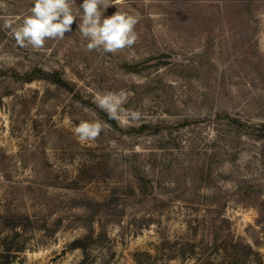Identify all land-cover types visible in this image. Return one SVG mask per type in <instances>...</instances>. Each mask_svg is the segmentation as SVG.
<instances>
[{"label": "rangeland", "instance_id": "obj_1", "mask_svg": "<svg viewBox=\"0 0 264 264\" xmlns=\"http://www.w3.org/2000/svg\"><path fill=\"white\" fill-rule=\"evenodd\" d=\"M75 2L72 30L33 50L2 27L33 0H0V263L15 252L10 264H84L78 236L86 264L196 263L182 241L213 242L228 216L264 264V9L246 27L229 0H113L104 16L135 15L139 39L111 54L85 50ZM36 66L69 83L27 79ZM120 90L142 114L130 125L95 103ZM225 112L252 133L223 123ZM81 120L104 122L97 140L74 135ZM139 174L153 192L139 194Z\"/></svg>", "mask_w": 264, "mask_h": 264}, {"label": "clouds", "instance_id": "obj_2", "mask_svg": "<svg viewBox=\"0 0 264 264\" xmlns=\"http://www.w3.org/2000/svg\"><path fill=\"white\" fill-rule=\"evenodd\" d=\"M75 0H33L30 14L16 23L13 17L3 18V29L9 30L21 48L31 47L40 50L47 40H63L65 33L70 32L71 25L78 17L73 12ZM115 5L113 0H83L78 10H83L79 17L78 31L87 52L102 51L115 54L125 48L132 47L139 39L136 32L138 19L135 15L117 7L111 16H104L108 7ZM129 94L124 91H108L97 93L95 103L109 119L121 125H130L141 119V112L127 109ZM104 130V122L100 120H81L73 132L80 142L97 140Z\"/></svg>", "mask_w": 264, "mask_h": 264}, {"label": "trees", "instance_id": "obj_3", "mask_svg": "<svg viewBox=\"0 0 264 264\" xmlns=\"http://www.w3.org/2000/svg\"><path fill=\"white\" fill-rule=\"evenodd\" d=\"M232 4L234 2L239 3L241 11L243 13V16H247L245 21L243 22V25L248 26H256L261 25L263 19L259 17L256 13H254V9L258 12L261 9H264V0H229ZM227 4V3H226ZM227 6V5H226ZM246 9L249 11L250 14H246ZM261 13V12H260ZM263 13V12H262ZM246 14V15H245ZM254 19V20H253ZM253 23V24H252ZM37 77H46L50 79L51 81L57 82L59 84H67L69 83L68 80L62 77V75L58 72V70L54 69L52 71L47 70L43 68L42 66H36L33 71H31L27 77V79L32 80ZM226 121L223 123L228 124L230 126H236L235 129H238L239 131H247L246 133H252L249 129L244 128L245 121L243 118H241L239 115L225 112ZM113 120V119H112ZM262 126H264V122H262ZM258 129H262L259 127ZM261 131V130H260ZM219 132V129H218ZM256 134V133H254ZM137 179V185L140 184L142 188V191L139 192V194L147 195L146 193H149L148 190H151L153 192L154 185L153 180L148 174H139ZM220 209L221 206H217V209ZM146 222L144 223H150L151 219H154V216L150 215ZM223 219L225 220V224L223 226L221 237L218 235L214 237L213 242L209 239H203L198 240L196 238H185L180 246L178 247L179 253L182 256L186 255H199L197 258L201 257V260H199L196 263L191 262L190 264H214L213 259L210 258V253L213 251H224V253L229 257L236 258L238 257L235 262L236 264H255L254 262H251L248 258H251L252 256L259 254V251L255 249V247L250 243L245 241L242 237L236 235L231 227V219L228 216H223ZM224 227L226 230H224ZM72 246L74 247H82L84 249V264H86V261L88 259V253H87V246L84 242V237L78 236L72 241ZM15 252H7L4 254V259L0 264H10L12 261V257ZM204 254L201 255V254ZM233 261L229 260L227 264H232ZM172 264H185L183 262Z\"/></svg>", "mask_w": 264, "mask_h": 264}]
</instances>
